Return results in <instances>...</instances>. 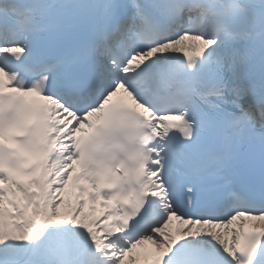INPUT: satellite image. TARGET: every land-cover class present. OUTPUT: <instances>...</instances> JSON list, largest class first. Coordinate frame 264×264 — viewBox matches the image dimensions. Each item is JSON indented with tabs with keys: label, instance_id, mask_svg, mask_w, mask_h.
<instances>
[{
	"label": "snow or ice",
	"instance_id": "obj_1",
	"mask_svg": "<svg viewBox=\"0 0 264 264\" xmlns=\"http://www.w3.org/2000/svg\"><path fill=\"white\" fill-rule=\"evenodd\" d=\"M0 264H264V0H0Z\"/></svg>",
	"mask_w": 264,
	"mask_h": 264
},
{
	"label": "bare ground",
	"instance_id": "obj_2",
	"mask_svg": "<svg viewBox=\"0 0 264 264\" xmlns=\"http://www.w3.org/2000/svg\"><path fill=\"white\" fill-rule=\"evenodd\" d=\"M176 225H175V223H174V227H175ZM151 246H145L144 248H141L142 249V251H143V253H142V255L143 256H145L146 255V253H147V250L150 248ZM146 248V249H145Z\"/></svg>",
	"mask_w": 264,
	"mask_h": 264
}]
</instances>
